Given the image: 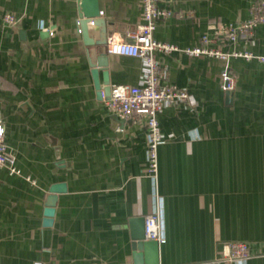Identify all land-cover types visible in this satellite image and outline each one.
<instances>
[{"label":"crops","instance_id":"obj_1","mask_svg":"<svg viewBox=\"0 0 264 264\" xmlns=\"http://www.w3.org/2000/svg\"><path fill=\"white\" fill-rule=\"evenodd\" d=\"M256 1L160 0L172 15L154 38L232 49L228 26L247 20ZM98 4L107 37L131 41L141 0ZM78 19V0H0V116L23 175L0 169V264H133L130 221L157 207L159 264H226L224 247L235 242L250 245L244 264H264V64L159 54L169 83L190 98L160 114L165 140L151 177L145 126L112 115L92 75L102 90L139 86L143 62L108 54L98 27L87 44ZM236 47L264 55V26ZM225 69L236 80L229 97Z\"/></svg>","mask_w":264,"mask_h":264},{"label":"built area","instance_id":"obj_2","mask_svg":"<svg viewBox=\"0 0 264 264\" xmlns=\"http://www.w3.org/2000/svg\"><path fill=\"white\" fill-rule=\"evenodd\" d=\"M142 23L136 33L131 35V41L118 40L114 36L107 38V53L111 55L139 58L143 62V76L139 86L114 85L110 97L105 101L107 110L120 120L135 119L146 128L148 152L145 171L151 177H156L158 171V149L164 142L160 124V114L170 107L189 100L188 92L169 83L167 71L162 68L158 55H170L182 49L158 41L154 32L159 21L169 18L172 12L160 7V0H141ZM17 17L8 13L4 16V24L13 27ZM81 20L76 22L78 33L81 32ZM264 26V0H257L251 9L247 20L228 26L226 44L232 49L204 45L182 50L190 57H209L228 62L230 59L256 60L264 64V55L253 50L236 47L239 41H249L255 36L258 27ZM50 35H53L52 32ZM209 43V41H208ZM221 89L231 93L236 88L234 75L225 69L221 73ZM7 169L10 175L23 177L17 167L16 158L7 144L6 126L0 116V169ZM32 185L36 182L26 178ZM145 237L147 241L165 243L164 218L160 207L146 217ZM222 261L226 264H244L251 256L250 246L245 242H235L225 245Z\"/></svg>","mask_w":264,"mask_h":264},{"label":"water","instance_id":"obj_3","mask_svg":"<svg viewBox=\"0 0 264 264\" xmlns=\"http://www.w3.org/2000/svg\"><path fill=\"white\" fill-rule=\"evenodd\" d=\"M79 6V19L81 32L84 40L87 44H92L90 39V27H98L100 30V40L98 45L107 44V29L106 22L101 17V11L99 8L98 0H78ZM106 57H101L98 61L100 68L106 67ZM99 71L94 68L92 75L96 83V88L99 93V97L109 98L111 94V87L107 84V88L102 90L99 84L98 78ZM107 79V74H104ZM230 94L228 93V97ZM131 227V239H132V251H133V264H159L157 252L159 250V243L150 242L145 237L146 218L132 219L130 221ZM156 251V252H155ZM149 252V253H148ZM156 253V255H155Z\"/></svg>","mask_w":264,"mask_h":264},{"label":"rangeland","instance_id":"obj_4","mask_svg":"<svg viewBox=\"0 0 264 264\" xmlns=\"http://www.w3.org/2000/svg\"><path fill=\"white\" fill-rule=\"evenodd\" d=\"M250 246V245H249ZM250 251H251V249H250Z\"/></svg>","mask_w":264,"mask_h":264}]
</instances>
